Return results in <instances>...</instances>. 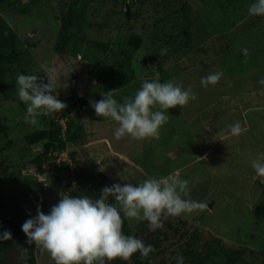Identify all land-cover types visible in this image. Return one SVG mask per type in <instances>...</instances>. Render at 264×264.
Instances as JSON below:
<instances>
[{
  "label": "rangeland",
  "instance_id": "rangeland-1",
  "mask_svg": "<svg viewBox=\"0 0 264 264\" xmlns=\"http://www.w3.org/2000/svg\"><path fill=\"white\" fill-rule=\"evenodd\" d=\"M142 1L77 0V9L84 14L76 32L82 41L71 38L63 52L54 51L57 8L63 0L0 4V15L18 36L21 48L19 63L0 82V124L7 126L0 132L4 214L18 225L34 218L54 178L61 185L75 171L78 177L40 206L43 212L47 214L63 195L99 198L107 185L98 172L121 185L179 172L189 182V195L184 198L208 203L207 210L182 216L187 231L198 228L206 238L216 236L229 246L251 249L254 263L261 264L264 184L254 179L251 164L264 153V85L259 84L264 79V17L257 23L259 15L248 13L256 0H184L180 11L170 5L169 11H174L167 15L158 5L152 8L156 0H146L149 4L133 19L131 13ZM130 32L140 36L135 49L126 46ZM120 47L127 49L129 62ZM42 65L55 70L53 94L67 107L38 115L33 125L31 118L26 119V104L18 97L16 77L45 78ZM215 72L223 73L219 82L204 88L201 78ZM157 77L162 83L191 86L196 99L169 109L159 139L138 141L125 136L116 140V123L96 116L90 102L111 90L113 98L123 103L143 81ZM47 120L61 125V130L65 120L72 125L80 122L84 137L78 145L67 144L63 152L49 150L36 168L35 156L41 148L30 145L26 136L45 128ZM236 122L245 131L231 136L229 126ZM69 152H74V161ZM124 218L131 230L139 226V221ZM144 225L149 229L148 223ZM20 252L18 248L0 252V264H54L36 246L30 250L32 263L26 257L18 260Z\"/></svg>",
  "mask_w": 264,
  "mask_h": 264
},
{
  "label": "clouds",
  "instance_id": "clouds-1",
  "mask_svg": "<svg viewBox=\"0 0 264 264\" xmlns=\"http://www.w3.org/2000/svg\"><path fill=\"white\" fill-rule=\"evenodd\" d=\"M252 16H264V0H256L248 7ZM248 55L247 49L244 50ZM45 68V66H41ZM54 69L45 68V78L36 75L19 74L16 77L18 97L27 106V118L37 123L38 115L62 112L66 103L53 94L57 81ZM223 73H210L201 78V85L215 86ZM264 85V79L259 81ZM196 99L191 86L187 89L173 82H160L159 77L143 81L133 97H124L123 103L113 98L111 90L99 101L90 102L96 116L109 118L116 123L114 137L125 136L133 140L159 139L160 129L168 122L169 109L185 107ZM245 131L239 122L229 126L231 136ZM254 179L264 184V153L251 164ZM147 175V174H145ZM188 181L179 172L166 178L148 177L138 184L114 183L101 189L99 198L85 195H63L46 214L37 205L36 216L27 219L22 231L28 245H35L41 254L47 253L54 264H106L116 259L129 261L139 252L141 258L154 252L153 245H145L141 239L125 235L122 231L123 217L129 220L147 221L149 230L163 228L161 217H182L199 214L208 209V203L188 197ZM112 197L115 203H109ZM12 238L9 230L0 233V241ZM21 248L17 259H25ZM177 264H184V257H174Z\"/></svg>",
  "mask_w": 264,
  "mask_h": 264
},
{
  "label": "trees",
  "instance_id": "trees-1",
  "mask_svg": "<svg viewBox=\"0 0 264 264\" xmlns=\"http://www.w3.org/2000/svg\"><path fill=\"white\" fill-rule=\"evenodd\" d=\"M7 1L9 0H0V4L6 3ZM76 1L63 0L62 6L60 4L57 8L59 22L56 43L54 45L55 52H63L71 38L81 40V37H78V33L76 34V32L80 30L78 22L81 23V17H84V14L82 12L83 10L77 9ZM145 2L146 0L142 1L137 6L138 8L131 13L133 19H137L142 14L145 5L149 4V1ZM155 2H153L152 8L158 5L159 10L164 11V15L174 10L180 11L182 5L185 3L184 0H156ZM170 5H173L175 9L169 11ZM21 11H24V9H21ZM259 17L263 18L264 16H258L255 22L258 23ZM71 29H74V31ZM139 43L140 36L130 32L126 46L135 49L139 46ZM120 48V51L126 55V60L129 62L130 57L127 54V49ZM20 57L21 48L19 38L0 15V82L4 80L5 76L10 72V69L19 63ZM45 125V128L35 130L26 136V140L30 145L32 144L41 148L40 153L35 156L36 168L42 165L43 159L46 158L49 150L55 149L57 151H63L67 144L71 146L78 145L84 137V127L80 122L72 125L68 120H65V125L62 130L60 128L61 125L54 121L50 123L47 120ZM6 128V125L0 124V132H4ZM69 155L73 160L72 155H74V152H69ZM75 172H73V177L64 179L65 182L60 185L61 190L69 186L70 180L78 177V173ZM97 175L107 186L112 185L104 174L98 172ZM3 176H5V172L0 163V178ZM108 202L115 203L112 197H109ZM4 207V194L0 186V233L9 230L12 234L10 240L0 241V252H9L17 248L21 251V248H23L26 250L23 253L24 257H26L29 263H32L30 250L35 245H28L26 243L27 237L22 231L23 224L18 225L14 219L6 216L4 214ZM121 216L124 221L122 231L125 235H132L141 239L145 245L150 244L155 248V251L149 253L145 258H141L139 252L133 254L129 260L130 264H177L174 257L178 254L184 257V264H256L254 263L255 252L253 250L243 246H229L224 244L216 236L206 238L198 228L187 231L188 228L182 217H175L174 219L165 218L162 220L163 228L152 231L144 225L148 223L147 221H139V226L131 230L122 214ZM246 258H249V260L247 261ZM106 264H124V262L116 259L111 262L106 261ZM261 264H264V258H261Z\"/></svg>",
  "mask_w": 264,
  "mask_h": 264
},
{
  "label": "water",
  "instance_id": "water-1",
  "mask_svg": "<svg viewBox=\"0 0 264 264\" xmlns=\"http://www.w3.org/2000/svg\"><path fill=\"white\" fill-rule=\"evenodd\" d=\"M126 9V7H124V10ZM126 11V10H125ZM169 154H171V152L169 153ZM209 155V153H207L206 154V156H208ZM59 181L57 180V178H54V180H53V182H52V184H51V186H50V191H49V193H47L46 195H45V198L39 203V205L41 206V207H44L48 202H51L52 201V199H53V197H54V195H55V193L56 192H59Z\"/></svg>",
  "mask_w": 264,
  "mask_h": 264
},
{
  "label": "built area",
  "instance_id": "built-area-1",
  "mask_svg": "<svg viewBox=\"0 0 264 264\" xmlns=\"http://www.w3.org/2000/svg\"><path fill=\"white\" fill-rule=\"evenodd\" d=\"M64 127V125L62 126V128ZM61 152H63V151H61Z\"/></svg>",
  "mask_w": 264,
  "mask_h": 264
}]
</instances>
